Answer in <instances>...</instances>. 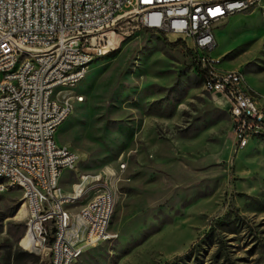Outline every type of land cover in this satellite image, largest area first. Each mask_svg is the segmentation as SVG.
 <instances>
[{
    "label": "rangeland",
    "instance_id": "374dc122",
    "mask_svg": "<svg viewBox=\"0 0 264 264\" xmlns=\"http://www.w3.org/2000/svg\"><path fill=\"white\" fill-rule=\"evenodd\" d=\"M134 21L115 26L114 46L71 89L82 100L56 133L77 155L63 190L98 173L116 189L114 236L72 264H264V140L239 148L186 44ZM214 36L218 67L242 71L264 109V0ZM21 205L20 188L0 190V264H48L47 250L20 245Z\"/></svg>",
    "mask_w": 264,
    "mask_h": 264
},
{
    "label": "built area",
    "instance_id": "2783aa9c",
    "mask_svg": "<svg viewBox=\"0 0 264 264\" xmlns=\"http://www.w3.org/2000/svg\"><path fill=\"white\" fill-rule=\"evenodd\" d=\"M260 0H0V190L22 191L25 249L47 250L48 264H72L113 237L116 203L112 177L98 173L79 189L60 186L74 171L76 153L56 133L82 96L72 88L90 63L115 43V26L127 18L182 40L199 68L203 89L228 102L234 143L264 140V109L239 69L218 67L210 51L214 27ZM218 10V11H217Z\"/></svg>",
    "mask_w": 264,
    "mask_h": 264
},
{
    "label": "crops",
    "instance_id": "0c3cea01",
    "mask_svg": "<svg viewBox=\"0 0 264 264\" xmlns=\"http://www.w3.org/2000/svg\"><path fill=\"white\" fill-rule=\"evenodd\" d=\"M169 37V36H168ZM172 40H175L174 38L172 39ZM184 42V41H183ZM248 84V83H247ZM250 87V86H249ZM253 87L255 88V89H257V90H261V88L262 87H260V86H258V85H253ZM251 88V87H250ZM252 89V88H251ZM253 90V89H252ZM217 100H218V105L221 107V108H223V109H226L227 110V108H228V102H227V100L223 97V96H218V98H217ZM257 102H258V100H257ZM259 103V102H258ZM259 105L261 106V104L259 103ZM262 107V106H261ZM263 108V107H262ZM228 127H230V122H229V126ZM229 135H230V139H232L233 140V135H232V133H231V131H229ZM254 140H256V139H254ZM257 141H259V140H257Z\"/></svg>",
    "mask_w": 264,
    "mask_h": 264
},
{
    "label": "bare ground",
    "instance_id": "6f19581e",
    "mask_svg": "<svg viewBox=\"0 0 264 264\" xmlns=\"http://www.w3.org/2000/svg\"><path fill=\"white\" fill-rule=\"evenodd\" d=\"M94 177H95V175H92V174H84V175L82 176V182H81V184H78V185L76 186V189H79L84 183H86L88 180H90V179H92V178H94ZM20 211H24V212L26 211L24 205H21ZM29 236H30V233L27 232V234L25 235L24 243L22 242L23 239H22V241H21V243H22L23 245H26V242H27Z\"/></svg>",
    "mask_w": 264,
    "mask_h": 264
},
{
    "label": "trees",
    "instance_id": "16d2710c",
    "mask_svg": "<svg viewBox=\"0 0 264 264\" xmlns=\"http://www.w3.org/2000/svg\"><path fill=\"white\" fill-rule=\"evenodd\" d=\"M184 43L182 40L178 39L174 43H172L173 46H178L180 44ZM196 71L199 73V68L196 66ZM200 80L202 81V78L200 77Z\"/></svg>",
    "mask_w": 264,
    "mask_h": 264
},
{
    "label": "snow or ice",
    "instance_id": "6c2138e0",
    "mask_svg": "<svg viewBox=\"0 0 264 264\" xmlns=\"http://www.w3.org/2000/svg\"><path fill=\"white\" fill-rule=\"evenodd\" d=\"M218 11V10H217Z\"/></svg>",
    "mask_w": 264,
    "mask_h": 264
}]
</instances>
